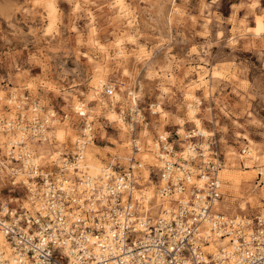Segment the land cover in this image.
<instances>
[{"label": "rangeland", "instance_id": "obj_1", "mask_svg": "<svg viewBox=\"0 0 264 264\" xmlns=\"http://www.w3.org/2000/svg\"><path fill=\"white\" fill-rule=\"evenodd\" d=\"M32 100L42 116H54L49 141L38 146L44 162L73 149L84 126L76 106L83 102L95 136L86 150L103 167L123 166L132 137L140 138L139 187L153 190L152 197L154 139L170 134L183 144L192 131L202 136L193 141L214 138L222 153L220 209L247 216L263 209L264 0H0L1 120ZM136 107L145 121L132 130ZM15 135L0 128L3 150Z\"/></svg>", "mask_w": 264, "mask_h": 264}, {"label": "built area", "instance_id": "obj_2", "mask_svg": "<svg viewBox=\"0 0 264 264\" xmlns=\"http://www.w3.org/2000/svg\"><path fill=\"white\" fill-rule=\"evenodd\" d=\"M80 103L82 133L71 151L59 150V161L38 159L54 121L42 116L38 100L0 118L2 131L22 134L0 146V264H264V204L253 216L220 209L223 162L214 138L204 145L191 131L176 144L159 134L151 149L156 189L148 197L138 181L144 143L135 135L128 164L111 163L99 176L80 169L95 137ZM130 114L135 130L143 113L136 107ZM119 115L126 123L125 110ZM71 166L77 172L70 174Z\"/></svg>", "mask_w": 264, "mask_h": 264}, {"label": "bare ground", "instance_id": "obj_3", "mask_svg": "<svg viewBox=\"0 0 264 264\" xmlns=\"http://www.w3.org/2000/svg\"><path fill=\"white\" fill-rule=\"evenodd\" d=\"M54 7V6H53ZM119 12H120V14H122L123 16H128L129 15V11H128V9L127 8H120V10H119ZM126 20V19H125ZM51 24V23H50ZM50 28H51V26H50ZM260 32V31H259ZM259 34V33H258ZM116 44H117V47H118V49H120V50H118V54H120L121 55V53L124 51V49H122L123 48V37H119L118 36V38H117V40H116ZM101 45V44H100ZM119 57V56H118ZM103 82H104V80H103V78H101V77H99L98 79H96V81H95V90L97 91V90H99L101 87H102V85H103ZM189 88V87H188ZM135 92L134 91H132V90H130V94H134ZM187 95L188 96H190L191 98H193L194 96H193V94H192V92H190V91H187ZM119 97V96H118ZM81 106V103H78L77 104V108H79ZM190 107L189 108H191V113H192V118H193V121H195L196 123H197V125H199L200 127H201V122L202 121H200V119L195 115V113H196V108L193 106V104L192 105H189ZM117 117H119V116H117ZM200 130H201V128H200ZM17 135V139L19 138H21V135L22 134H16ZM16 135H15V137H16ZM18 135H19V137H18ZM165 135V134H164ZM17 139H13L14 141L15 140H17ZM9 140H11V139H9ZM155 144H156V142L155 143H153V146H155ZM152 152V151H151ZM153 153V152H152ZM257 153H259V152H257ZM56 154H58V156H59V154H60V152L58 151ZM154 154V153H153ZM44 155V154H43ZM155 155V154H154ZM255 155H256V153H255ZM261 155V154H260ZM50 156V155H49ZM54 156V155H53ZM52 156V157H53ZM148 156V155H147ZM156 156V155H155ZM257 156V155H256ZM260 157V156H259ZM82 160L80 161V169L81 170H86V171H89V173L91 174V175H93V176H99L100 174H102L105 170H106V167H103L102 165H101V163L98 161V160H96L95 158H94V156L92 155V153L91 152H88L86 149L83 151V153H82ZM157 158V157H156ZM57 159V158H56ZM260 159V158H259ZM57 161H59V159H57ZM87 162H89V163H87ZM70 169H71V171H70V174H73L74 172H77L76 171V169L73 167V166H71L70 167ZM235 179V178H234ZM237 180V179H236ZM237 182V181H236ZM152 191L153 190H151V191H143L144 193H146V194H148V197H152ZM137 194H139V192H137ZM242 208L244 209V208H246V206H245V203H243L242 204ZM245 210V209H244ZM0 239H1V241L3 242L5 239L3 238V235L2 234H0ZM228 240H229V238H225V239H218L217 241H215V242H212L211 244H210V246L209 247H207V248H210V249H213V250H215V248H217L218 247V244H226V243H228Z\"/></svg>", "mask_w": 264, "mask_h": 264}]
</instances>
